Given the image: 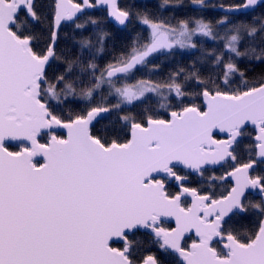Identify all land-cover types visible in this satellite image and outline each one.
I'll list each match as a JSON object with an SVG mask.
<instances>
[{
  "label": "snow or ice",
  "instance_id": "snow-or-ice-1",
  "mask_svg": "<svg viewBox=\"0 0 264 264\" xmlns=\"http://www.w3.org/2000/svg\"><path fill=\"white\" fill-rule=\"evenodd\" d=\"M190 2L0 0V264H264V0Z\"/></svg>",
  "mask_w": 264,
  "mask_h": 264
},
{
  "label": "trees",
  "instance_id": "trees-1",
  "mask_svg": "<svg viewBox=\"0 0 264 264\" xmlns=\"http://www.w3.org/2000/svg\"><path fill=\"white\" fill-rule=\"evenodd\" d=\"M161 0H119V3L121 6H125L128 4H136L138 6H141L143 9L146 6V9L152 12H156ZM207 2L212 5V4H219L221 2H228V0H207ZM183 7L178 9L175 12L172 11H167L164 14L166 16H173L175 15L177 18H182L185 16H191V15H198L197 12H194L191 10L192 5L190 0H182ZM89 14L96 18L97 20L100 21L101 27L111 33V37L108 41V47L111 49V45L113 43V39L116 36L121 35V33L113 27L107 19L105 11H97V10H92L89 11ZM204 14L206 16V19H214L218 18L219 13L215 11V9L209 7L208 9L204 10ZM131 31V25L129 26L128 29H124V32L127 33ZM93 33V28L91 26L88 27L87 31L84 32L85 36L92 35ZM73 37H75V40H79L81 38L80 33L78 30H75L74 25L71 26H62L60 29V39L57 43V50L59 51H64L66 48H71L73 47L75 41L73 40ZM210 43V42H209ZM109 57L105 56L104 60L108 59ZM104 60H101L100 63H103ZM186 62V61H182ZM168 71V68L163 69V73H166ZM162 73V74H163ZM99 127V125H97Z\"/></svg>",
  "mask_w": 264,
  "mask_h": 264
},
{
  "label": "water",
  "instance_id": "water-1",
  "mask_svg": "<svg viewBox=\"0 0 264 264\" xmlns=\"http://www.w3.org/2000/svg\"><path fill=\"white\" fill-rule=\"evenodd\" d=\"M91 10H93V9H89L88 10V12L89 11H91ZM94 10H97V11H105V10H101V8H94ZM216 12H218L217 10H215ZM105 13H106V16H107V12L105 11ZM107 19H108V22L113 26V27H115L116 29H119L120 28V26L119 25H117V24H115V22L113 21V20H111V19H109L108 18V16H107ZM61 133L63 134V131L61 130Z\"/></svg>",
  "mask_w": 264,
  "mask_h": 264
},
{
  "label": "flooded vegetation",
  "instance_id": "flooded-vegetation-1",
  "mask_svg": "<svg viewBox=\"0 0 264 264\" xmlns=\"http://www.w3.org/2000/svg\"><path fill=\"white\" fill-rule=\"evenodd\" d=\"M94 10V9H93ZM92 11V10H91Z\"/></svg>",
  "mask_w": 264,
  "mask_h": 264
}]
</instances>
